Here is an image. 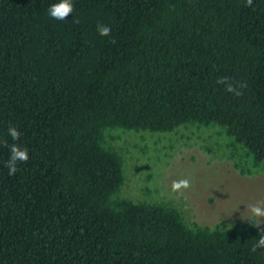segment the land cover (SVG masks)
I'll use <instances>...</instances> for the list:
<instances>
[{
    "label": "trees",
    "instance_id": "1",
    "mask_svg": "<svg viewBox=\"0 0 264 264\" xmlns=\"http://www.w3.org/2000/svg\"><path fill=\"white\" fill-rule=\"evenodd\" d=\"M56 2L0 0V264H264V224L133 200L127 173L133 133L188 126L264 168V0H73L64 21ZM11 126L29 160L10 176Z\"/></svg>",
    "mask_w": 264,
    "mask_h": 264
},
{
    "label": "rangeland",
    "instance_id": "2",
    "mask_svg": "<svg viewBox=\"0 0 264 264\" xmlns=\"http://www.w3.org/2000/svg\"><path fill=\"white\" fill-rule=\"evenodd\" d=\"M188 127L176 133L144 132L149 134L142 133L144 140L139 138L141 133L128 137L132 143L138 142V148L132 149L136 159L132 156L128 159L129 182L141 193L129 198L152 200L148 189L151 186L156 189L155 194L173 199L200 224L213 226L226 220L246 221L241 217V214L248 215L243 212L246 204L264 200V168L252 173L241 172L216 144V136H212L216 133L214 126L197 130ZM124 167L120 195L128 197L123 192L128 188ZM185 178L191 181V187L182 195L173 193L172 181Z\"/></svg>",
    "mask_w": 264,
    "mask_h": 264
},
{
    "label": "clouds",
    "instance_id": "3",
    "mask_svg": "<svg viewBox=\"0 0 264 264\" xmlns=\"http://www.w3.org/2000/svg\"><path fill=\"white\" fill-rule=\"evenodd\" d=\"M253 0H246V6H252ZM75 7L73 0H57L49 6L47 12L48 15L59 21H64L73 15ZM99 35L101 37H110L112 29L108 25L99 24L97 26ZM115 42V41H113ZM7 134L11 137L13 143L9 144L7 140L2 141L4 146L8 147L9 157L5 162V166L8 168V174L15 175L19 171V164L27 163L29 160V150L27 147L17 143L21 138V132L17 127L11 126L7 130ZM191 187V181L187 178L173 180L171 183V191L176 194L182 195L185 190ZM243 212H247L248 215H242L245 220L250 221L254 226L259 227L264 224V200H256L254 203L246 204V208ZM242 212V213H243ZM258 249H264V228H259V236L256 243L251 248V252H256Z\"/></svg>",
    "mask_w": 264,
    "mask_h": 264
}]
</instances>
